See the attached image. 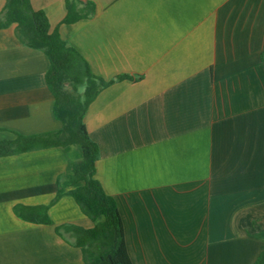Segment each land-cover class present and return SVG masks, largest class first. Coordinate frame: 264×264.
Masks as SVG:
<instances>
[{"label": "crops", "instance_id": "obj_1", "mask_svg": "<svg viewBox=\"0 0 264 264\" xmlns=\"http://www.w3.org/2000/svg\"><path fill=\"white\" fill-rule=\"evenodd\" d=\"M87 1L93 11L73 22H63L66 0L31 4L113 79L84 122L132 263L254 264L264 248V0ZM48 67L14 24L0 27V138L62 127ZM81 155L71 143L0 156V264H86L56 226L94 221L66 192L53 201ZM17 204H46L51 221L24 219Z\"/></svg>", "mask_w": 264, "mask_h": 264}, {"label": "trees", "instance_id": "obj_2", "mask_svg": "<svg viewBox=\"0 0 264 264\" xmlns=\"http://www.w3.org/2000/svg\"><path fill=\"white\" fill-rule=\"evenodd\" d=\"M83 3L84 6H80ZM67 12L63 22L87 17L94 4L85 0H66ZM15 25L18 38L25 44L42 50L49 59L45 73L48 87L54 95V114L62 127L40 133L24 134L14 131L10 138H0V156L52 145H80L82 155L73 162L69 171L71 187L63 190L61 180L53 201L62 193L72 195L81 210L94 225L84 227L69 223L66 227L74 236V244L83 252L86 264H133L128 252L121 213L115 198L105 191L96 177L99 147L91 138L84 122L89 102L113 79L105 80L90 69L87 60L74 47L68 45L57 28L50 29L44 9L34 8L31 0H6L0 10V27ZM264 60V51L261 53ZM120 77H124L123 75ZM69 87L65 85V81ZM80 87L83 88L80 92ZM0 129H4L0 126ZM48 205H15V212L24 219L50 222ZM254 264H264V248Z\"/></svg>", "mask_w": 264, "mask_h": 264}, {"label": "rangeland", "instance_id": "obj_3", "mask_svg": "<svg viewBox=\"0 0 264 264\" xmlns=\"http://www.w3.org/2000/svg\"><path fill=\"white\" fill-rule=\"evenodd\" d=\"M65 85H66L67 87H69V83L67 82V80L65 81ZM82 89H83V88L80 87V92L82 91ZM7 136H8V135H5V137H7ZM7 138H9V137H7Z\"/></svg>", "mask_w": 264, "mask_h": 264}]
</instances>
